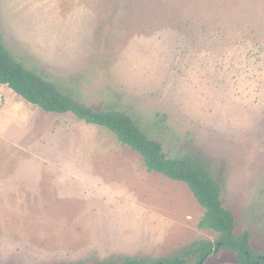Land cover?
Segmentation results:
<instances>
[{"label":"rangeland","instance_id":"1","mask_svg":"<svg viewBox=\"0 0 264 264\" xmlns=\"http://www.w3.org/2000/svg\"><path fill=\"white\" fill-rule=\"evenodd\" d=\"M0 38L65 94L126 113L223 188L264 255V0H0ZM205 209L108 129L0 84V264L160 258ZM202 264H240L220 248Z\"/></svg>","mask_w":264,"mask_h":264},{"label":"trees","instance_id":"2","mask_svg":"<svg viewBox=\"0 0 264 264\" xmlns=\"http://www.w3.org/2000/svg\"><path fill=\"white\" fill-rule=\"evenodd\" d=\"M0 84L11 88L26 101L46 112L75 114L79 120L104 127L118 140L141 154L149 172L161 173L173 180L186 183L205 212L199 221L200 229L218 232L219 238L196 241L172 255L160 258L120 256L99 264H202L228 248L237 254L240 264H264V255L254 252L249 243V233L237 235L234 213L225 206L223 188L214 176L190 155L168 157L163 144L148 137L129 115L117 110H100L81 103L71 94L63 93L57 84L39 71L28 68L17 60L0 38Z\"/></svg>","mask_w":264,"mask_h":264}]
</instances>
